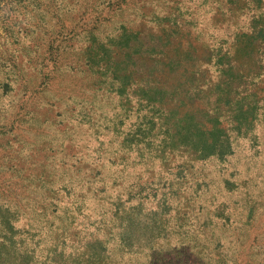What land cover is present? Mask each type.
Returning <instances> with one entry per match:
<instances>
[{
  "label": "rangeland",
  "instance_id": "1",
  "mask_svg": "<svg viewBox=\"0 0 264 264\" xmlns=\"http://www.w3.org/2000/svg\"><path fill=\"white\" fill-rule=\"evenodd\" d=\"M0 264H264V0H0Z\"/></svg>",
  "mask_w": 264,
  "mask_h": 264
},
{
  "label": "trees",
  "instance_id": "2",
  "mask_svg": "<svg viewBox=\"0 0 264 264\" xmlns=\"http://www.w3.org/2000/svg\"><path fill=\"white\" fill-rule=\"evenodd\" d=\"M78 205H79V203H78Z\"/></svg>",
  "mask_w": 264,
  "mask_h": 264
}]
</instances>
